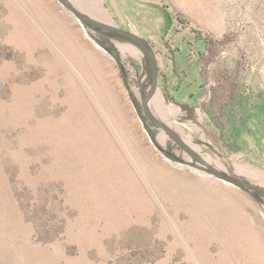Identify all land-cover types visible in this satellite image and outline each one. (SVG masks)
I'll use <instances>...</instances> for the list:
<instances>
[{
  "label": "rangeland",
  "instance_id": "obj_1",
  "mask_svg": "<svg viewBox=\"0 0 264 264\" xmlns=\"http://www.w3.org/2000/svg\"><path fill=\"white\" fill-rule=\"evenodd\" d=\"M67 2L156 84L61 0H0V264H264L263 196L208 169L264 187V0Z\"/></svg>",
  "mask_w": 264,
  "mask_h": 264
},
{
  "label": "water",
  "instance_id": "obj_2",
  "mask_svg": "<svg viewBox=\"0 0 264 264\" xmlns=\"http://www.w3.org/2000/svg\"><path fill=\"white\" fill-rule=\"evenodd\" d=\"M62 3L64 5L65 8L69 9L71 11V13L78 19L80 24H90L96 27H100V28H105V29H109L110 32H103L106 35H111L110 33H120L124 36H126L127 38H129L130 40H132L134 43H136L137 45H139L143 52L144 55L146 57L147 60V71H148V75L152 77L153 79V83L156 84V77H157V71H158V66H157V60H156V56L155 53L150 45V43L143 37L137 35L136 33L130 31V30H126L124 28L121 27H116L114 25L105 23V22H101L89 15H86L85 13L73 8L68 2L67 0H61ZM151 95V92L147 95V96H143L142 97V105H143V110L145 115L147 116V118L154 124H157L162 130H164L169 136L170 138L177 143L178 146H180L184 151H186L189 155H191V157L195 160H199V161H203V159L197 154L195 153L177 134V132L175 130H173L168 124H162L159 121H157V119H155L152 115V113L150 112L149 108H148V104H147V97ZM185 106V105H182ZM190 108V107H188ZM208 169L210 172L218 175L221 179H223L224 181H226L227 183L233 184L239 188H244V189H252L258 193H260L263 198H264V187L252 183L246 179H242L236 176H229V175H225L223 173H221L220 171H218L217 169L208 166Z\"/></svg>",
  "mask_w": 264,
  "mask_h": 264
},
{
  "label": "bare ground",
  "instance_id": "obj_3",
  "mask_svg": "<svg viewBox=\"0 0 264 264\" xmlns=\"http://www.w3.org/2000/svg\"><path fill=\"white\" fill-rule=\"evenodd\" d=\"M99 49V48H98ZM101 54H103L104 56H106L107 58H111L107 53H105L103 50H100ZM157 97V95H156ZM158 101H159V104L164 107V103H163V99L161 96H158L157 97ZM163 111V110H162ZM194 170V169H193Z\"/></svg>",
  "mask_w": 264,
  "mask_h": 264
},
{
  "label": "trees",
  "instance_id": "obj_4",
  "mask_svg": "<svg viewBox=\"0 0 264 264\" xmlns=\"http://www.w3.org/2000/svg\"><path fill=\"white\" fill-rule=\"evenodd\" d=\"M167 14V16H168V18H169V20H170V15L168 14V13H166ZM100 43V42H99ZM101 44V43H100ZM102 45V44H101ZM106 48V47H105ZM107 50H109L108 48H106ZM111 52V51H110ZM112 53V52H111Z\"/></svg>",
  "mask_w": 264,
  "mask_h": 264
},
{
  "label": "flooded vegetation",
  "instance_id": "obj_5",
  "mask_svg": "<svg viewBox=\"0 0 264 264\" xmlns=\"http://www.w3.org/2000/svg\"><path fill=\"white\" fill-rule=\"evenodd\" d=\"M101 35H103V36H105V37L110 36V35H106V34H104L103 32H101Z\"/></svg>",
  "mask_w": 264,
  "mask_h": 264
},
{
  "label": "crops",
  "instance_id": "obj_6",
  "mask_svg": "<svg viewBox=\"0 0 264 264\" xmlns=\"http://www.w3.org/2000/svg\"><path fill=\"white\" fill-rule=\"evenodd\" d=\"M184 82L186 83V80H184Z\"/></svg>",
  "mask_w": 264,
  "mask_h": 264
}]
</instances>
